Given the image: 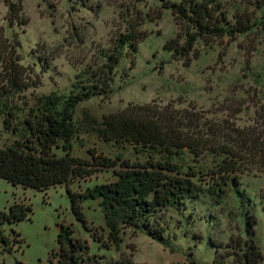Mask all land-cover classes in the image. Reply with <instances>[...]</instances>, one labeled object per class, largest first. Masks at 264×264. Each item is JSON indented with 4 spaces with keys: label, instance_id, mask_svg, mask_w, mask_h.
<instances>
[{
    "label": "rangeland",
    "instance_id": "rangeland-1",
    "mask_svg": "<svg viewBox=\"0 0 264 264\" xmlns=\"http://www.w3.org/2000/svg\"><path fill=\"white\" fill-rule=\"evenodd\" d=\"M12 1L19 2V16L25 22L10 26L6 0H0V27L3 36L12 42V58L20 66L18 86H12L3 68L7 58H0V147L29 134L26 121L41 116L40 99L51 94L65 99L72 85L101 66L117 37L128 31L145 36L133 53V64L129 57L120 59L111 92L81 101L73 108L70 154L89 159V151H94L134 162L151 156L164 158L147 148L106 142L99 136L103 116L129 104L188 109L199 114L202 121L229 127L260 128L264 122V25L235 39L197 41L194 50L199 55L185 64L170 58L163 48L178 28L170 10L161 9L158 0ZM54 151L63 154L60 148ZM221 158L211 150L194 154L184 148L172 160L206 174L215 171ZM114 178L111 169H99L77 178L70 187L80 191ZM200 179L207 188L204 182L209 176ZM239 184V192L230 189L218 205L204 193L186 200L182 211L168 209L160 213L167 246L128 227L120 228V242L114 246L107 240L108 229L97 201L85 200L82 207L90 227L103 242L94 241L80 229L64 186L39 191L0 178V209H6L13 200L24 201L32 209L29 219L12 225L20 235L4 227L9 235L5 248L9 251H2L0 245V264H46L48 253L57 249L59 222L76 227V234L88 240L89 254L98 264H216V260L229 264L232 252L237 251V239L247 236L264 258V175L245 171L240 174ZM252 216L256 219L253 225Z\"/></svg>",
    "mask_w": 264,
    "mask_h": 264
},
{
    "label": "trees",
    "instance_id": "trees-1",
    "mask_svg": "<svg viewBox=\"0 0 264 264\" xmlns=\"http://www.w3.org/2000/svg\"><path fill=\"white\" fill-rule=\"evenodd\" d=\"M158 1L161 9L170 10L178 28L176 36L167 40L163 48L170 53V58L183 60L185 64L199 55L194 50L197 41L209 43L222 37L235 39L257 25H264V0ZM6 4L7 23L10 26L24 23L25 20L19 16V2L6 0ZM144 38L129 31L120 34L105 62L88 77L75 82L65 99L53 94L40 99L41 116L26 121L29 134L0 147L1 179L14 186L39 191L64 186L71 213L80 224V229L94 241L103 242L96 230L90 227L82 207L85 200L97 201L108 229L107 240L114 246L120 242L122 227L144 232L167 246L169 240L160 213L168 209L182 211L186 200L204 193L218 205L230 189L239 192V179L243 172L253 170L264 175V122L260 128L234 124L229 127L209 120L202 121L199 114L188 109L169 110L166 106L153 109L149 104H129L116 113L103 116L99 136L106 142H124L147 148L164 158L154 159L151 156L145 161L134 162L119 156L111 159L94 151H89V159L70 154L73 108L93 96L108 95L120 59L129 57V62L133 64V53ZM123 49L126 53L122 52ZM12 55V42L3 36L0 27V58H7L3 66L5 75L12 86H18L20 66L14 62ZM8 115L11 116V113ZM59 141L61 145H58ZM54 148H60L63 154H56ZM184 148L194 154L211 150L222 158L215 171L201 174L196 168L173 162L174 154ZM99 169H111L115 178L84 190L71 189L70 183L74 180L87 177ZM206 175L209 180H202L207 185L203 188L200 178ZM31 213V205L24 201L13 200L6 209H0L2 251H9L5 248L9 235L4 233V227L8 226L12 234L20 235L11 226L29 219ZM251 221V225L256 223L255 216ZM250 233L247 230V234ZM56 243L57 249L48 253L46 264H98L94 255L89 254L88 240L82 234H76L72 223L57 224ZM236 243L237 251L232 252L229 264H264L258 246L250 236L237 239ZM216 246L221 247L220 244ZM216 264L221 262L216 260Z\"/></svg>",
    "mask_w": 264,
    "mask_h": 264
},
{
    "label": "crops",
    "instance_id": "crops-1",
    "mask_svg": "<svg viewBox=\"0 0 264 264\" xmlns=\"http://www.w3.org/2000/svg\"><path fill=\"white\" fill-rule=\"evenodd\" d=\"M10 227V226H9ZM12 227V226H11ZM13 228V227H12Z\"/></svg>",
    "mask_w": 264,
    "mask_h": 264
}]
</instances>
